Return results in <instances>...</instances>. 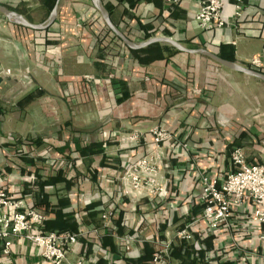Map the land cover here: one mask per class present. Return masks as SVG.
<instances>
[{
	"label": "crops",
	"instance_id": "obj_1",
	"mask_svg": "<svg viewBox=\"0 0 264 264\" xmlns=\"http://www.w3.org/2000/svg\"><path fill=\"white\" fill-rule=\"evenodd\" d=\"M0 1L40 6L39 0ZM100 1L114 26L136 44L145 33L147 39L177 38L186 48L191 41L264 73V0H223L227 24L207 31L195 20L199 0ZM37 12L39 20L43 13ZM112 36L91 0H60L54 24L43 31L0 18V187L44 215L43 232L80 234L69 262L84 257L100 264H152L160 239L175 240L176 230L199 218L201 174L223 178L232 170L235 148L249 163L264 164V81L180 51L137 64L129 51L137 49ZM24 66L39 73L33 83L42 91L38 97L22 95L28 85L16 72ZM81 99L95 109L109 107L110 114L101 121L96 112L83 115L87 123L80 124L67 106ZM33 103L39 117L27 112ZM155 126L172 134L161 148L158 177L167 194L132 198L122 174L153 150ZM75 141L80 147L100 144L102 151L81 156ZM57 171L63 175L56 177ZM247 217L236 213L232 229L213 236L211 249L221 263L264 264V243ZM204 229L198 221L192 232L200 239ZM10 243L5 252L0 240V264H50L31 242ZM175 243L169 263L183 264L176 258L187 250Z\"/></svg>",
	"mask_w": 264,
	"mask_h": 264
},
{
	"label": "built area",
	"instance_id": "obj_2",
	"mask_svg": "<svg viewBox=\"0 0 264 264\" xmlns=\"http://www.w3.org/2000/svg\"><path fill=\"white\" fill-rule=\"evenodd\" d=\"M176 3L178 0H164ZM235 17L241 15L239 5L235 7ZM223 0H199L195 20L202 30L220 28L227 24L222 16ZM255 67L260 65L253 59ZM93 80L91 76H84ZM194 93H200L196 89ZM153 150L131 162L122 174L126 195L137 197H165L166 186L159 182L161 168V148L172 138V134L160 127L150 129ZM232 170L223 178L200 175L202 192L200 196L201 213L198 219L189 220L175 231L176 239H191L192 229L198 221L205 222L204 237L229 232L235 225V214L245 212L253 226L257 239L264 243V164L249 163L240 148L231 152ZM44 217L36 210L26 206L22 199L16 198L0 187V240L4 242V251L10 247V239H25L35 245L39 255L50 264H100L78 257L69 262L70 248L78 241L80 234H60L43 232L41 225ZM172 240L161 241L153 253L152 264H166ZM264 258V256H263Z\"/></svg>",
	"mask_w": 264,
	"mask_h": 264
},
{
	"label": "trees",
	"instance_id": "obj_3",
	"mask_svg": "<svg viewBox=\"0 0 264 264\" xmlns=\"http://www.w3.org/2000/svg\"><path fill=\"white\" fill-rule=\"evenodd\" d=\"M55 2H56V0H39V4H40L39 8L38 9H31V10L27 9L25 6H23L22 3L14 2V1H4V2L0 1V5H3L6 8L21 14L28 22L33 23V24H38V23H41L42 21H44V19L46 17H48L49 13L51 12L52 8L55 5ZM37 11H39V12L41 11L43 13L39 20H36L35 14H33ZM39 12H37L36 14H39ZM124 34L127 35V33H124ZM148 37H149V34L145 33V36L142 37L141 39L146 40ZM112 39H113V41H119L115 36H112ZM174 40H176L177 42L183 43V41H181L177 38ZM186 46L190 49L198 48V46L195 44V42H191V41L186 43ZM129 51H130L131 58L137 64H145V63H150V62L156 61V60L168 59V58L172 57L174 54H176L177 52H179L174 47L169 46V45H165L162 43H152V44H150L144 48L137 49V50H129ZM225 59H227L229 61L234 60L233 56H228ZM25 100H29L28 96L26 97ZM76 145H77L76 151L81 156H84V157L85 156L89 157L90 155H92L94 153H100L102 151L100 144H90V145H87L84 147H82V146L80 147V145L76 142ZM62 175H63L62 171H57L55 174L56 177H60ZM65 183H66V185L68 184L67 182H65ZM57 233L75 234L72 232H61V231H58ZM192 236L194 237L193 233H192ZM210 238H211V236L201 237L200 239L198 238L199 242L204 243L202 250H200L199 252H193V251H191V252L185 251L184 252L183 251L182 256L186 255L191 260L190 261L191 264H195L196 261H200L201 263L206 262V259L208 257V251L212 247V243H211L212 240H210ZM178 241L181 242L182 240L181 241L178 240ZM183 242H184V240H183ZM180 250H182L181 246H180ZM221 264H223V263H221ZM229 264H238V263H237V260L235 259L233 262H230Z\"/></svg>",
	"mask_w": 264,
	"mask_h": 264
},
{
	"label": "water",
	"instance_id": "obj_4",
	"mask_svg": "<svg viewBox=\"0 0 264 264\" xmlns=\"http://www.w3.org/2000/svg\"><path fill=\"white\" fill-rule=\"evenodd\" d=\"M60 0H56L54 7L52 8L51 12L49 13L46 20L40 24H33L28 22L21 14L10 10L6 8L3 5H0V15H2L6 20H8L10 23L26 27L31 30L35 31H43L51 27L57 16V8ZM91 3L93 7L98 11L99 15L101 16V19L103 23L106 25V27L113 33L114 36H116L125 46L131 49H141L144 48L152 43H165L169 44L170 46L174 47L176 50L180 52H184L186 54H197V55H204L211 61H213L215 64L226 68L228 70L238 72L241 74H244L246 76L257 78L258 80L264 81V73L260 72L258 70L241 66L235 62L225 60L217 56L216 54L204 49V48H196V49H189L184 46H182L177 41L173 40L169 37H154L147 39L141 43H134L130 41L120 30H118L114 24L111 22L109 14L107 10L104 8L103 4L100 0H91ZM2 78H0L1 82Z\"/></svg>",
	"mask_w": 264,
	"mask_h": 264
},
{
	"label": "rangeland",
	"instance_id": "obj_5",
	"mask_svg": "<svg viewBox=\"0 0 264 264\" xmlns=\"http://www.w3.org/2000/svg\"><path fill=\"white\" fill-rule=\"evenodd\" d=\"M177 3V2H176ZM175 4V3H174ZM109 8H111L110 5H108ZM0 18H2V15H0ZM4 18V17H3ZM137 42H143V40L141 39H138L136 40ZM162 44H165V43H162ZM165 45H169V44H165ZM170 46V45H169ZM186 46V45H185ZM28 69V68H27ZM7 73H11L10 70H7ZM16 74H19L22 76V79L20 80H26V84L28 85L27 86V91H25L22 95H30V96H35V97H38L42 94V91L41 89H39V87H34L33 83H34V79H39V73L37 74V72H31L30 69L26 70L25 69V66L21 69V72H16ZM250 81H247V83L249 84ZM248 84L246 85L247 88H248ZM257 88V86H250L251 90H254V88ZM258 91V89H257ZM234 93V91H233ZM64 97H67V99L70 97L69 95H65ZM25 100V99H24ZM71 100V99H70ZM19 106V105H18ZM109 107H104V108H98V109H95L94 105L92 103H89L87 101H82L81 99V102H75L74 104L72 103L70 106H67V110L69 111H74L76 114H75V117H76V120H79L78 122H81L80 124H86L87 122L84 121V116L83 115H88L90 116V114L96 112V119L98 121H101L100 119L104 118V116L106 115H109V111L108 110ZM39 108L37 107V104L33 103L31 104V106H29L27 108V112L31 111V114L36 117V116H40V112H39ZM102 112L100 115L99 112ZM105 112V113H104ZM82 113V114H81ZM37 117V118H38ZM163 241V244L166 243L168 241V239H160ZM178 240H182L179 244V246H181L182 248L186 249L187 251L191 252H199L200 250H202L203 246H204V243L202 242H199L197 238H195V236L191 239H188V240H185V239H178ZM177 239L175 240H172L171 242V245L169 247V250L167 252V255L164 257V260L166 262V264H170V258L171 257H174V254H175V242L178 241ZM184 240V242H183ZM210 240H213V236H211ZM176 257V256H175ZM153 259V256L151 258V261ZM176 260H182L183 261V264H191L190 263V259L184 255V256H181V255H178ZM195 262V261H194ZM195 264H221L220 262V256L218 255L217 251L215 250H212L210 249L208 251V257L206 259V262H203L201 263L200 261H196Z\"/></svg>",
	"mask_w": 264,
	"mask_h": 264
}]
</instances>
